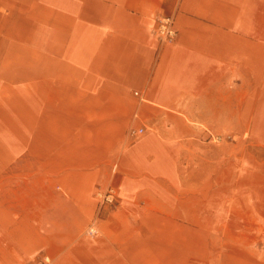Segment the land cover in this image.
I'll return each mask as SVG.
<instances>
[{
    "label": "crops",
    "instance_id": "1",
    "mask_svg": "<svg viewBox=\"0 0 264 264\" xmlns=\"http://www.w3.org/2000/svg\"><path fill=\"white\" fill-rule=\"evenodd\" d=\"M259 68L264 0H0V264H264V173L227 200L209 136ZM19 81L24 152L1 136Z\"/></svg>",
    "mask_w": 264,
    "mask_h": 264
},
{
    "label": "rangeland",
    "instance_id": "2",
    "mask_svg": "<svg viewBox=\"0 0 264 264\" xmlns=\"http://www.w3.org/2000/svg\"><path fill=\"white\" fill-rule=\"evenodd\" d=\"M5 68V72H15L19 77H24L26 73V67L21 65V61L16 67ZM260 71L261 68L256 84L242 83V97L237 99L238 105L232 108L227 106L226 129L220 133L216 131L213 135L209 133L213 143H217L220 136V144L225 147V160L220 162V168L224 167L226 171L227 200H231L234 195L233 187L243 184L239 181H253L256 176L264 173V70ZM25 85L24 81L17 82L16 91L12 90L13 97L2 98L1 136L3 141L16 139L19 152H24L26 139L30 135L27 121L31 115L26 112ZM9 105L12 110L16 106L17 113H10ZM210 164L212 166L213 163Z\"/></svg>",
    "mask_w": 264,
    "mask_h": 264
},
{
    "label": "built area",
    "instance_id": "3",
    "mask_svg": "<svg viewBox=\"0 0 264 264\" xmlns=\"http://www.w3.org/2000/svg\"><path fill=\"white\" fill-rule=\"evenodd\" d=\"M156 34L160 41L169 42L173 41L176 36V30L173 23V16L170 14L161 15L158 18V22L156 25ZM143 131V127L138 128H130L129 133L131 135L139 134ZM99 197L103 199V201H107L110 203H115L116 200V191L113 187L109 186L106 188L104 193H99ZM102 201V202H103ZM88 232L91 234L96 233V229L94 227H89ZM35 264H53V260L49 255H43Z\"/></svg>",
    "mask_w": 264,
    "mask_h": 264
}]
</instances>
